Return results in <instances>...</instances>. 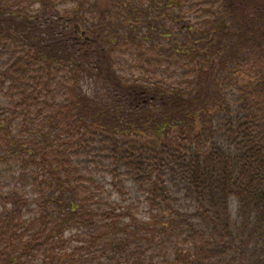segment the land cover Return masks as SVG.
Wrapping results in <instances>:
<instances>
[{"label": "trees", "instance_id": "obj_1", "mask_svg": "<svg viewBox=\"0 0 264 264\" xmlns=\"http://www.w3.org/2000/svg\"><path fill=\"white\" fill-rule=\"evenodd\" d=\"M70 1L0 0V264H264V0Z\"/></svg>", "mask_w": 264, "mask_h": 264}, {"label": "rangeland", "instance_id": "obj_2", "mask_svg": "<svg viewBox=\"0 0 264 264\" xmlns=\"http://www.w3.org/2000/svg\"><path fill=\"white\" fill-rule=\"evenodd\" d=\"M90 1L92 3H95L97 0H90ZM98 3H99L98 15L101 14V10H102V13L103 12L105 13L103 18L100 19V21H99L100 23H101V21H103L106 25L112 23L115 26L116 25H120L122 27H123V25H125L127 23V21H128L127 16L123 15V13L120 14L121 10L119 9V7H120V5L122 6V4L120 3L119 6L115 5L116 3H118V0H98ZM69 5L70 6H74L75 5L73 0L68 3V6ZM83 14H85V13H83ZM123 50H126V49H123ZM161 50H160V52H161ZM249 56L251 57V60L253 62L252 64L255 65L257 63V67H263V63H262L263 61L261 59V55H258L256 53H252ZM125 57H126V55L124 56V58ZM128 58L132 59L133 57H131V55H130ZM119 59H121L120 56H119ZM135 60L138 61V59H135ZM122 61H123L122 64H125V67H127L125 69H129V67H131L129 62H127L125 60H122ZM164 66H165V64L161 62V65H159V67H157V68L152 67V68H153V70H157V72H158V74L160 76L164 72ZM133 67L134 68L129 69L128 71L130 73H133L136 76H141V74L145 71L142 64H140V65L137 64L136 67L133 65ZM148 72H150V70ZM144 74H147V73L144 72Z\"/></svg>", "mask_w": 264, "mask_h": 264}]
</instances>
